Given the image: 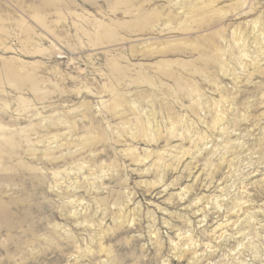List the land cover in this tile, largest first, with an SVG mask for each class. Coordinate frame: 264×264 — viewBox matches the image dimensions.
<instances>
[{"label": "rangeland", "instance_id": "1", "mask_svg": "<svg viewBox=\"0 0 264 264\" xmlns=\"http://www.w3.org/2000/svg\"><path fill=\"white\" fill-rule=\"evenodd\" d=\"M0 264H264V0H0Z\"/></svg>", "mask_w": 264, "mask_h": 264}]
</instances>
